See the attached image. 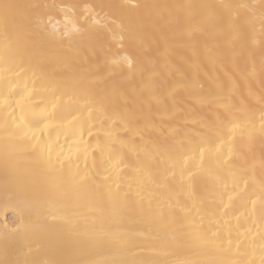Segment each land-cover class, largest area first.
<instances>
[{
	"label": "bare ground",
	"instance_id": "bare-ground-1",
	"mask_svg": "<svg viewBox=\"0 0 264 264\" xmlns=\"http://www.w3.org/2000/svg\"><path fill=\"white\" fill-rule=\"evenodd\" d=\"M0 264H264V0H0Z\"/></svg>",
	"mask_w": 264,
	"mask_h": 264
}]
</instances>
